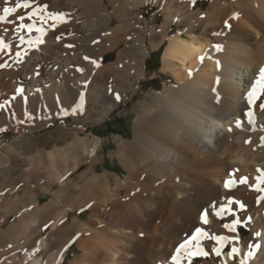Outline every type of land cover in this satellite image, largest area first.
Returning a JSON list of instances; mask_svg holds the SVG:
<instances>
[{"label":"bare ground","instance_id":"6f19581e","mask_svg":"<svg viewBox=\"0 0 264 264\" xmlns=\"http://www.w3.org/2000/svg\"><path fill=\"white\" fill-rule=\"evenodd\" d=\"M146 1L161 5L162 21L153 18L148 23L135 13ZM16 3L0 0V16ZM45 4L48 8L41 15L62 14V20L42 23L33 17L35 28L28 32L18 25L33 20L18 17H26L31 8H17L0 21V131L20 133L24 123L42 126L78 115L88 106L91 111L101 108L98 119L109 115L144 75L149 50L161 45V68L175 81L162 91L145 93L132 136L116 139L117 155L128 170L126 180L118 177L111 183L106 172H96L99 145L87 143L76 128L71 145L79 149L55 179L62 183L65 174L76 170L82 195L92 199L83 206L90 210L88 223L109 236L99 235L88 223L79 224L76 236L68 240L81 251L72 264H175L168 254L178 238L190 240L200 228L206 235L199 248L203 242L210 248L213 219L231 218L237 210L250 218L251 242L230 240L221 264H264V191L255 187L258 176L264 179V172L258 171L264 170V88L257 85L251 105L247 96L264 68V0H211L207 8L197 10L193 0H34L32 7ZM174 21L182 30L171 31ZM136 23L137 31L130 34ZM198 30L203 37L196 35ZM106 53L112 58L104 60ZM84 160L90 166L83 169ZM243 177L246 183H240ZM230 180L235 181L232 189L225 187ZM229 198L245 207L229 205ZM221 208L225 211L217 216ZM204 209L206 223L200 219ZM65 213L61 209L57 219ZM79 217L76 214V221ZM57 219L51 229L57 228ZM47 236L44 232L29 246L24 262L43 264L39 254L49 248ZM191 242L184 252L198 251L197 242ZM232 247L239 249V257L229 256ZM249 251L254 254L247 256ZM66 254L64 248L53 250L47 264H59Z\"/></svg>","mask_w":264,"mask_h":264},{"label":"rangeland","instance_id":"374dc122","mask_svg":"<svg viewBox=\"0 0 264 264\" xmlns=\"http://www.w3.org/2000/svg\"><path fill=\"white\" fill-rule=\"evenodd\" d=\"M210 1L195 0L193 10H197L200 7L203 9L207 8ZM161 8V5L156 3V1H146L134 11L135 13H141L142 21L146 19L149 23L154 18L156 23H159L164 18ZM129 21L134 22L135 20L130 18ZM138 27L139 24L136 23V26L130 29V34L136 32ZM181 28V25L174 21L171 31L182 30ZM199 30L204 32L205 29L200 28ZM199 30L195 32L196 35L203 37L204 35ZM206 35L208 37L212 36L210 31ZM215 44L219 43L215 42ZM162 50L163 45L157 49L149 50L144 61V75L134 85L125 100L117 107H114L109 115L98 119L101 114V108L98 107L96 111H91L90 106H88L86 108L88 111L84 110L78 115L74 112L70 116L66 115L62 120L50 121L42 126H31L28 123H24L23 130L20 133L14 130L0 131V264H29V262L23 261V254L36 243L44 232H48V235H50L46 239L50 245L49 248L43 249L39 254L43 264H47L48 256L53 250L58 248L67 249L68 252L66 258L64 257L65 260L59 264H72L76 256L81 253L77 245L75 243L69 245L70 241L68 240L76 236L79 224L88 223L90 210H83V206H85L86 202L92 200L91 196L82 195L81 191L84 189L78 186L76 170L65 174L62 178L64 180L62 183L55 178L57 174L61 173L63 166L68 163L67 161L71 162L76 156L79 147L76 149L71 143L75 139L76 128H80V136L84 137L87 143L96 141L99 145L95 157L97 159L96 172H106L111 183H115L118 177L126 180L128 170L117 155L116 139L118 136L123 138L132 136L134 121L144 100L145 93L162 91L165 85L175 82L171 72L161 68ZM151 53H158L160 65L157 70L146 68V63ZM110 58H112L111 53H106L103 56L104 60H109ZM155 58L153 57L151 60L152 65L155 64ZM150 79L156 80L150 83ZM113 116L117 117L115 121H111ZM4 143L9 144V147L4 148ZM68 146L71 147L69 158L64 155L66 149L69 148ZM82 163L83 169L90 166L89 160H84ZM76 186L81 190L78 191ZM126 190L127 187L122 189V191ZM36 200L39 203L37 206L34 203ZM61 209L65 210L66 213L61 214L57 219ZM240 211H234L233 214L235 216L233 215L232 217L231 215V218L230 216L222 215L213 219L210 226L221 227V229L219 227L215 228V230L214 227L208 229L209 231L213 229V236L226 235L225 237H230L229 241L226 240L224 242H217L210 238L207 244L211 246L212 250L217 248L219 244H223L221 247V254L223 255L230 250V240L231 242L237 241L233 239L234 237H239L237 242L240 244L251 242L253 232L249 226L250 218L249 216H243ZM76 214L80 215L79 220L77 219L78 221H76ZM96 217L104 218L102 215H96ZM54 218L57 219L56 223L59 221L55 230L51 229ZM233 220H240L241 223L235 226V231H230L224 225H230ZM91 225L93 228H91ZM89 228L94 231L95 229L100 230L99 235L106 234V236H109L106 233L107 231L102 230L103 228L98 229L99 226L95 225V223H90ZM220 230L222 231L220 232ZM53 231L56 232L53 233ZM51 232L52 234H49ZM230 234H232V238ZM177 240V244L175 242L168 254V258L173 257L175 254L178 256L180 254V260L178 259L175 264H221V254L217 256L206 245V242L202 243L204 246L201 249L204 252L208 250L210 252L208 251L207 253L209 254L204 256L195 254L196 250L194 249L192 251L187 249L188 251L186 252H184L186 249H181L179 253H176V249L183 243L182 241L185 242L183 237ZM186 253L188 254L186 255ZM239 254L235 258L239 257Z\"/></svg>","mask_w":264,"mask_h":264},{"label":"snow or ice","instance_id":"6c2138e0","mask_svg":"<svg viewBox=\"0 0 264 264\" xmlns=\"http://www.w3.org/2000/svg\"><path fill=\"white\" fill-rule=\"evenodd\" d=\"M34 3V0H17L16 6L15 7H5L3 9L4 11V16H0V21H3L5 19V17L9 14V13H13L16 11L17 8H24V9H29L31 8V11L27 12L26 17L25 16H19L18 19L23 21L25 20V18H27L28 20H33V17H36V19H38L39 21H41L42 23L46 22L48 18H51L53 20H57V19H61L62 20V14H56V13H51L48 12L47 15H41L42 12H45L46 9L48 8V5H37L36 7H32V4ZM193 3H195V0H193ZM225 26H229L228 22L225 21ZM18 27L20 29H25L28 32H31L34 28H35V20H33L32 23H20L18 25ZM53 27H55V24L53 25ZM36 31H42V29L40 28H36ZM21 40H23V37H21ZM43 41L38 40L37 43H42ZM29 43L31 44V41H29ZM68 47H71V45H67ZM4 46L2 44H0V48H3ZM214 47L219 50L220 46L219 45H214ZM17 56H20V53H17ZM86 59H88L86 57ZM203 59V57H201V60ZM92 63L94 64V66L99 67V63L95 60L92 61ZM0 67H4V65L0 64ZM191 75V72L189 73ZM257 85H259L261 88H264V68L260 69V76L258 78V80L253 84L252 86V90L249 91V93L247 94L248 96V102L251 105L254 102V99L257 97ZM117 99H119V96L117 95ZM2 107V106H0ZM261 109H264V104L260 105ZM249 117H251V112L248 113ZM253 121L251 120V118L249 119V123H252ZM237 126H239V121H237ZM258 171H262L264 172V170H258ZM258 184L255 186L257 188V190L259 191H264V189H260L259 185L260 184H264V179H262V177L258 176L257 178ZM247 182V178L243 177L240 180V183H246ZM234 184L235 181H226L225 182V187H229V184ZM261 197H258L257 202L259 203ZM229 205L236 203L239 205L240 209H243L245 207V205L243 203H240L239 201H234L232 198H229L228 200ZM225 211L224 208H221L219 212L216 213L217 216L221 215V213H223ZM228 211L231 212L232 209L228 208ZM201 220L202 222H207L206 221V213H202L201 214ZM241 223L240 220H233L232 223L229 224H225L224 227L226 229H229L230 231H235V226L237 224ZM47 227V226H46ZM197 234H200V236L206 235V233H203L202 230L200 228H196L195 233H193L192 237L190 238V240H186L184 243H182L177 249V253L180 252L181 249L187 247V245L191 242V240H196L197 241V249L198 251L195 253L197 255H204L207 256L208 253L204 252L202 249L199 248V238L200 236H198ZM256 236H259L260 233H256ZM211 239L217 241V242H221V241H226L229 238L228 237H224V236H212ZM233 239L235 240H239V237H234ZM253 246L249 245V248L251 249ZM256 248H259V245H255ZM213 251L215 252V254L217 256H219L221 254V249L220 248H214ZM239 253V249L236 247H232L231 251L229 252V256L233 257L235 255H237ZM254 253L252 251H249L247 253V256H251ZM173 261H177L178 257L177 256H173L172 257ZM240 264H245L244 260H241Z\"/></svg>","mask_w":264,"mask_h":264},{"label":"trees","instance_id":"16d2710c","mask_svg":"<svg viewBox=\"0 0 264 264\" xmlns=\"http://www.w3.org/2000/svg\"><path fill=\"white\" fill-rule=\"evenodd\" d=\"M153 57H156L155 58V64H153L152 65V63H151V60H152V58ZM159 56H158V53H151L150 55H149V59H148V61H147V63H146V68H150V69H152V70H157L158 68H159ZM156 79H150V83L151 82H154ZM117 119V117L116 116H113V118H112V120L111 121H115Z\"/></svg>","mask_w":264,"mask_h":264},{"label":"crops","instance_id":"0c3cea01","mask_svg":"<svg viewBox=\"0 0 264 264\" xmlns=\"http://www.w3.org/2000/svg\"><path fill=\"white\" fill-rule=\"evenodd\" d=\"M68 253V252H67ZM67 256V255H66ZM66 258V257H65ZM65 259H63L62 261H64Z\"/></svg>","mask_w":264,"mask_h":264}]
</instances>
